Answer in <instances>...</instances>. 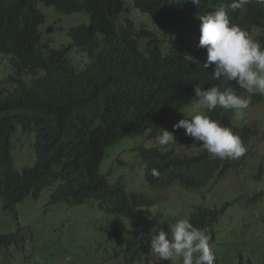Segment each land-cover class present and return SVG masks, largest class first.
<instances>
[{"label": "trees", "instance_id": "trees-1", "mask_svg": "<svg viewBox=\"0 0 264 264\" xmlns=\"http://www.w3.org/2000/svg\"><path fill=\"white\" fill-rule=\"evenodd\" d=\"M232 0H0V52L10 56L6 77H0V200L6 210H15L28 198L37 199L48 187L52 203H98L106 213L137 217L142 207L155 201L151 196L130 191L121 182L112 183L101 172L107 149L122 138L158 136L172 112L185 108L196 98L193 86L211 87L212 69H204L206 48L193 44H170L167 38L146 27L139 14L158 20H178L213 12L223 5L232 23L246 29L264 26V4L250 0L245 9L232 10ZM40 4L53 6L65 15L88 13L89 23L73 26L72 41L55 49L44 40L41 26L47 15ZM161 26V25H160ZM264 46V34L257 38ZM74 47L87 52L91 63L78 68L70 62ZM189 56L192 58L190 59ZM239 94V86L231 85ZM264 101L253 93L250 103ZM238 134L234 111L217 108L207 113ZM35 134L37 160L22 171L15 169L12 136L18 126ZM253 133L244 126L242 141ZM184 135L183 144L192 143ZM146 161L147 180L155 189L175 184L190 190L216 182L221 168L232 159H210L204 149L183 154L177 147L138 146ZM156 169L160 173L154 177ZM233 206L219 210L200 205L190 218L198 227L215 226ZM18 243L16 234H0V248ZM137 248L138 242L127 243ZM216 254V253H215ZM217 258V254H216ZM219 262L214 264H237ZM6 264H9L6 262ZM243 264V263H242ZM248 264H256L250 258Z\"/></svg>", "mask_w": 264, "mask_h": 264}, {"label": "rangeland", "instance_id": "rangeland-1", "mask_svg": "<svg viewBox=\"0 0 264 264\" xmlns=\"http://www.w3.org/2000/svg\"><path fill=\"white\" fill-rule=\"evenodd\" d=\"M134 5V0H127ZM47 15L41 26L44 40L52 48L68 45L72 38L69 30L76 25L90 22L88 13L65 15L53 6L40 4ZM130 16L142 20L146 27L168 39L170 44H193L200 33L201 21L197 16L178 20L152 19L133 9ZM161 25V26H160ZM53 27L52 32L48 29ZM264 34L263 27H255L251 37ZM70 62L78 68L91 63L87 52L74 47L69 54ZM10 56L0 52V77L8 75L7 63ZM242 89L241 96L251 98ZM195 103V102H194ZM193 103V104H194ZM192 113V105L172 112L166 129L173 132V124ZM235 125L250 126L253 133L244 140L246 153L232 159L222 167L216 182L200 190H189L181 185L155 189L149 185L147 163L138 151V146L159 145L149 132L143 135L125 137L112 144L101 163V172L112 183L121 182L130 191L151 196L155 201L144 206L135 218H126L106 213L98 203L72 205L52 203L54 187L46 188L39 198H28L15 210H6L0 200V234H16L18 243L0 248V264H170L160 261L150 250V232L157 226L168 231L169 226L180 218L190 220L198 206L219 210L227 202L233 206L215 226V239L210 240L217 258L215 262L248 264L251 258L256 264H264V101L249 104L242 117L232 115ZM160 133L158 134V136ZM183 129L175 130V141L163 150L177 147L183 154H197L203 145L183 144ZM15 169L22 171L37 160L34 149L35 134L26 133L19 125L12 136ZM144 233L143 239H138ZM138 242L137 248L127 243ZM179 264V262H178Z\"/></svg>", "mask_w": 264, "mask_h": 264}, {"label": "clouds", "instance_id": "clouds-1", "mask_svg": "<svg viewBox=\"0 0 264 264\" xmlns=\"http://www.w3.org/2000/svg\"><path fill=\"white\" fill-rule=\"evenodd\" d=\"M191 2L198 6L200 4V0ZM257 2L264 4V0ZM249 3L250 0H232L229 7L243 10ZM198 19L201 21L198 46L207 51L203 68H211L213 79L220 83L207 88L195 84L193 91L196 99L179 109L192 105L194 114L190 118L185 115L186 118L180 119L172 127L174 131L183 129L194 145H203L210 159H238L247 151L240 131L234 133L207 113L221 108L234 111L239 118L244 115L251 99L241 96L242 89L252 93L251 96L254 92L264 95V46L251 37L254 31L249 34L246 29L232 23L223 5L213 12L199 15ZM233 82L240 87V95L231 86ZM174 131L161 128L160 135L156 137L157 143L167 146L174 142ZM151 174L154 177L160 175L156 169ZM160 223L158 220L157 226L149 234L151 253L158 256L160 261H169L170 264H214L216 254L210 244L212 237L207 227L198 228L189 219L180 218L165 231L159 227ZM144 235L141 233L138 239H143Z\"/></svg>", "mask_w": 264, "mask_h": 264}, {"label": "water", "instance_id": "water-1", "mask_svg": "<svg viewBox=\"0 0 264 264\" xmlns=\"http://www.w3.org/2000/svg\"><path fill=\"white\" fill-rule=\"evenodd\" d=\"M54 30V28L53 27H50L49 29H48V32H52Z\"/></svg>", "mask_w": 264, "mask_h": 264}]
</instances>
